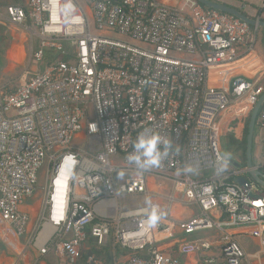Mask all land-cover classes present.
I'll list each match as a JSON object with an SVG mask.
<instances>
[{"label": "built area", "instance_id": "obj_1", "mask_svg": "<svg viewBox=\"0 0 264 264\" xmlns=\"http://www.w3.org/2000/svg\"><path fill=\"white\" fill-rule=\"evenodd\" d=\"M26 2L5 12L12 26L32 36L30 64L36 63L25 84L0 93V215L11 232L28 234L30 217L20 207L34 196L46 160L59 158L49 217L38 231L39 239L47 224L54 227L43 255L72 234L67 264H78L89 238L101 246L113 238L131 253L128 264H186L175 249L194 256V264H263L264 187L223 139L239 138L250 123L264 93L257 90L264 70L229 76L223 84L226 75H219L221 84L210 80L213 67L254 51L258 29L197 0L176 6L159 0ZM79 134L84 150L72 146ZM152 134L168 143L160 144L157 165L140 167L129 157L137 138ZM118 156L122 160H114ZM67 158L73 168L67 204L56 216L52 182ZM253 170L264 180V162ZM150 179L168 183L170 192L153 194ZM134 196L144 197L147 207L125 212L122 199ZM177 205L197 208L199 215L178 220ZM153 209L160 216L155 227L146 223ZM239 228L253 229L260 251L248 252L231 233ZM213 231L222 234L216 243L188 242ZM162 244H172L171 250H161ZM88 264L101 263L91 258Z\"/></svg>", "mask_w": 264, "mask_h": 264}, {"label": "crops", "instance_id": "obj_2", "mask_svg": "<svg viewBox=\"0 0 264 264\" xmlns=\"http://www.w3.org/2000/svg\"><path fill=\"white\" fill-rule=\"evenodd\" d=\"M159 1L169 6H176L178 4L177 0ZM14 6L26 7L27 2L26 0H0V26L10 28V30H14L15 32L19 33V30L23 29L12 26L5 16L6 10ZM21 40H26V36L25 38L21 37ZM15 42L16 44L13 47L11 55L13 56L14 60L21 61L25 56L27 47H25L24 42ZM261 56L262 54L260 52H256L254 49L253 59H258ZM233 64L224 67H213L210 72L211 82L215 84H221L219 78L220 74L226 75L222 79V84L229 81V76H234L235 74L248 75L247 72L238 70V68H234ZM259 69L260 71L264 70V65L260 66L259 68H257V66L250 67V70H252L251 76L258 73ZM82 139H84V134H79L77 136V141H81ZM42 186L43 185H40L38 189H36L37 191L35 192L34 196L27 198L20 207L21 212L27 214L30 217V227L27 235L18 236L11 232V226L6 223L0 215L1 264H67L65 245L71 238L72 234H67L57 244H53L48 254L43 255L40 250L46 244V242L48 243V237L45 238L43 236V232L38 239V231L41 228V223L44 222L43 216L45 215L44 206L46 202V197L44 198ZM149 188L153 194L158 196L166 195L170 192V185L168 183L161 182L156 179L149 180ZM199 212L200 211L197 208H184L181 205H177L173 209V214L178 220L192 219L199 215ZM252 230L253 229L251 228H239L233 230L231 233L239 239V241L247 248L250 253H256L261 250V246L259 241L252 237ZM221 235L222 234L220 232L215 231L196 234L195 236L189 238L188 242H193L199 239H209L213 243H216V240ZM171 247L172 244H162L160 246L161 250L166 252L171 250ZM254 249L257 250L254 251ZM177 252V249H175L174 256L180 261L182 256H179ZM214 252L218 253V251ZM130 257L131 253L117 245L113 238H109L103 246L99 245L94 238H89V240L85 242L78 250V264H88V260L91 258H94L101 264H128ZM183 260V263L186 264H194L196 262V258L194 256L187 258L183 257ZM262 262L264 264V258ZM253 264H260V261H255Z\"/></svg>", "mask_w": 264, "mask_h": 264}, {"label": "rangeland", "instance_id": "obj_3", "mask_svg": "<svg viewBox=\"0 0 264 264\" xmlns=\"http://www.w3.org/2000/svg\"><path fill=\"white\" fill-rule=\"evenodd\" d=\"M180 0H177L179 2ZM224 4H228L237 9L243 10L245 13L250 15L253 18H261L264 20V0H216ZM1 13V12H0ZM1 17V15H0ZM24 31V32H21ZM26 36V40L22 41L21 37ZM15 41L19 43L24 42L25 47H27V51L25 53L24 58L21 61L14 60L11 52L13 50ZM33 46V39L24 29L19 30V33L14 30H10V28L0 26V93L10 92L12 90H16L19 86L25 84L35 73V65L36 63L30 64V55L31 49ZM35 48L39 50L40 43L35 40ZM255 51L260 52L262 54L258 59L254 58V51L250 54L247 53L239 62L234 63V68H238V70H242L247 72L248 75L252 74V70L250 67L264 65V28H259L257 30V43L255 46ZM261 69V68H260ZM259 69V71H260ZM258 71V72H259ZM264 80L260 83L257 90L260 92L264 91ZM82 135V134H80ZM232 138V137H231ZM231 138L223 139V147L227 149V151H232L233 155L239 158L242 163H245L244 154L242 151L234 150L229 144L231 142ZM228 140V141H227ZM74 148L84 150L86 147V143L74 141ZM253 162L255 165H259L261 162H264V129L256 126L255 137H254V146H253ZM59 158L56 161L46 160L44 166L39 171V180L37 183V188L40 185H43L44 198L46 197V202L50 190V182L51 176L53 173V169L55 164L59 163ZM114 160H122L120 156L115 157ZM55 162V163H54ZM37 191V190H36ZM45 202V217H49V206H46ZM122 205L125 212L142 209L147 207V200L144 197H124L122 199ZM45 222V220H44ZM66 236V235H65ZM64 236V237H65ZM257 249H254V251ZM249 252V251H248ZM264 258V255H262ZM180 262L183 263V257L180 258Z\"/></svg>", "mask_w": 264, "mask_h": 264}, {"label": "water", "instance_id": "obj_4", "mask_svg": "<svg viewBox=\"0 0 264 264\" xmlns=\"http://www.w3.org/2000/svg\"><path fill=\"white\" fill-rule=\"evenodd\" d=\"M197 1L205 8H210V9H214V10H218L221 12L231 14L249 23L251 26L257 29L264 28V20L260 18H252L241 9H237L233 6L221 3L216 0H197ZM231 89H233L232 86H231ZM263 106H264V93L261 96L260 100L258 101L257 105L255 106L253 113L251 115V118H250L249 132L247 136V166L251 168L250 174L253 175L254 179L264 187V180L262 179V175L260 174L259 171L253 170L255 164L253 162V153H252L253 146H254V137H255L256 123L258 120V114ZM233 162L234 164H237L235 161ZM237 182L243 185L247 182V180L239 179Z\"/></svg>", "mask_w": 264, "mask_h": 264}, {"label": "clouds", "instance_id": "obj_5", "mask_svg": "<svg viewBox=\"0 0 264 264\" xmlns=\"http://www.w3.org/2000/svg\"><path fill=\"white\" fill-rule=\"evenodd\" d=\"M161 143L167 145L168 142L166 140H162V137L158 134H152L149 136L141 135L137 138V141L134 144L136 154L130 156L129 159L135 161L140 167L157 165L162 156L159 149ZM159 219V213L156 209H153L149 220L146 221V223L151 227H155Z\"/></svg>", "mask_w": 264, "mask_h": 264}, {"label": "bare ground", "instance_id": "obj_6", "mask_svg": "<svg viewBox=\"0 0 264 264\" xmlns=\"http://www.w3.org/2000/svg\"><path fill=\"white\" fill-rule=\"evenodd\" d=\"M72 161L70 158L65 159L59 168L52 182V199H51V213L56 216H62L65 212L67 198L69 193V184L72 176ZM54 227L47 224L43 232L45 238L50 237Z\"/></svg>", "mask_w": 264, "mask_h": 264}, {"label": "trees", "instance_id": "obj_7", "mask_svg": "<svg viewBox=\"0 0 264 264\" xmlns=\"http://www.w3.org/2000/svg\"><path fill=\"white\" fill-rule=\"evenodd\" d=\"M264 109V107H263ZM248 132H249V122H248V125L244 131V133L239 136V138H235L233 137L232 140H231V145L234 147H237V150H241L242 153L244 154V160H245V163H247V136H248ZM88 232H90L88 230Z\"/></svg>", "mask_w": 264, "mask_h": 264}, {"label": "flooded vegetation", "instance_id": "obj_8", "mask_svg": "<svg viewBox=\"0 0 264 264\" xmlns=\"http://www.w3.org/2000/svg\"><path fill=\"white\" fill-rule=\"evenodd\" d=\"M246 14H247V13H246ZM238 151H241V150L238 149ZM241 153H242V152H241Z\"/></svg>", "mask_w": 264, "mask_h": 264}]
</instances>
